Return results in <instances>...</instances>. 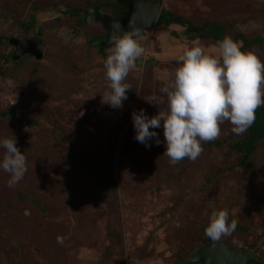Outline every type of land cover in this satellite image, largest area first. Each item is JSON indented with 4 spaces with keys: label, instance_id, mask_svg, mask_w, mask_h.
<instances>
[{
    "label": "rangeland",
    "instance_id": "374dc122",
    "mask_svg": "<svg viewBox=\"0 0 264 264\" xmlns=\"http://www.w3.org/2000/svg\"><path fill=\"white\" fill-rule=\"evenodd\" d=\"M108 1L0 0V137L14 136L26 158L14 187L0 171V264H181L207 243L213 210L235 221L219 237L226 247L251 250L264 264V137L245 157L238 146L251 125L237 136L224 121L195 160L175 164L162 154V128L160 145L134 139L131 113L154 115L158 106L145 100L153 96L166 108L160 88L176 57L193 42L212 53L217 40L179 24L144 31V54L122 81L127 99L113 109L101 102L110 47L90 41L106 30L68 13L99 7L113 15ZM149 1L198 26L219 25L221 39L251 42L243 51L264 63V0ZM32 17L30 29L19 25ZM26 38H38L39 58L14 57L12 41Z\"/></svg>",
    "mask_w": 264,
    "mask_h": 264
},
{
    "label": "clouds",
    "instance_id": "9594fccd",
    "mask_svg": "<svg viewBox=\"0 0 264 264\" xmlns=\"http://www.w3.org/2000/svg\"><path fill=\"white\" fill-rule=\"evenodd\" d=\"M162 10V8H161ZM157 24V23H156ZM135 29L113 32L110 49L103 60L108 89L101 102L113 109L122 107L131 88L122 83L134 61L144 54ZM229 36L217 41L214 51L193 42L176 57L177 67L170 82L160 88L166 96V108L156 96L145 99L158 106L148 116L144 109L133 111L131 120L134 139L149 147V141L161 144L156 129L163 130V155L175 164L184 158L195 160L201 152V142L211 141L220 134L219 125L228 121L234 135L243 134L255 119V110L264 104V63ZM0 171L9 175L8 187H14L26 171V158L17 147L16 138L0 137ZM235 221L228 222L225 210H213L204 228L213 240L230 235ZM62 242L58 238V243ZM90 250L81 249V255Z\"/></svg>",
    "mask_w": 264,
    "mask_h": 264
},
{
    "label": "water",
    "instance_id": "95a60500",
    "mask_svg": "<svg viewBox=\"0 0 264 264\" xmlns=\"http://www.w3.org/2000/svg\"><path fill=\"white\" fill-rule=\"evenodd\" d=\"M116 2L127 9L126 20L120 22L111 16L101 13L99 7H94L90 11L83 12L85 21H98L106 30L104 40L100 42L102 47H111L110 37L113 32L128 31L135 29L139 36L146 30L154 28L161 12V3L149 0H116ZM38 38H30L12 41L16 50L14 57L23 54H30L39 58L41 51L38 48ZM204 244L187 262L188 264H258V258L255 252L248 249L235 251L227 248L219 238L213 240L208 237Z\"/></svg>",
    "mask_w": 264,
    "mask_h": 264
},
{
    "label": "trees",
    "instance_id": "16d2710c",
    "mask_svg": "<svg viewBox=\"0 0 264 264\" xmlns=\"http://www.w3.org/2000/svg\"><path fill=\"white\" fill-rule=\"evenodd\" d=\"M108 2H109L108 4L112 8L113 15L111 14H107V15L111 16L115 20L124 22L126 20L127 9L124 6L119 5L116 2V0H110ZM96 4H98V2ZM102 5L104 4H100V7H102ZM88 7L90 8V6ZM85 10H89V9L83 8L82 10L81 9L79 10L75 8V9L69 10L68 13L80 16L81 18H80L79 23L82 25L86 23L85 20L83 19V12ZM34 23H35V19L34 17H32L31 21L27 23H20L19 25L23 27L25 30H28L30 29V27L34 25ZM157 24L162 25L163 27H167L171 24H179L186 28L185 31L187 35L189 34V35H192V37L195 36L197 38H202V39L212 37L216 39L217 41H219L221 40V35L223 34V28L220 27L219 25L212 24L208 27H201L196 24H193L190 21L185 20L180 14H174L163 8L157 19ZM104 38H105L104 35L103 36L94 35L93 37L90 38V41L96 42L97 43L96 45L99 48V50L103 51L105 47H102L100 45V42L104 40ZM26 39H30V38H26ZM250 45H251V42H243V44L241 45L242 46L241 50L243 51L246 47ZM260 46L261 48H264V39L263 40L260 39ZM263 137H264V107L260 106L255 110V119L250 126L249 135L242 139L238 148L244 152V155L246 157L247 155L252 153L254 149V142ZM243 161L245 160L243 159L242 162ZM228 222H231V221H228ZM180 263L187 264V261L184 260V261H181Z\"/></svg>",
    "mask_w": 264,
    "mask_h": 264
}]
</instances>
